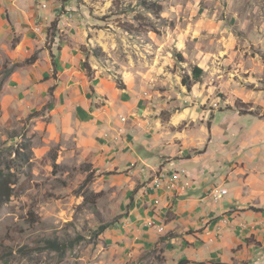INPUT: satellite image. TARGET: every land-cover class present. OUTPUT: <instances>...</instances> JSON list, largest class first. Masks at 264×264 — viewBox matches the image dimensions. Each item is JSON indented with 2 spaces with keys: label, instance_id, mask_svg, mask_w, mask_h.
Here are the masks:
<instances>
[{
  "label": "crops",
  "instance_id": "0c3cea01",
  "mask_svg": "<svg viewBox=\"0 0 264 264\" xmlns=\"http://www.w3.org/2000/svg\"><path fill=\"white\" fill-rule=\"evenodd\" d=\"M60 10L54 0H0V76L16 65L2 79L0 121L21 119L36 155L92 166L118 218L101 234L100 252L112 256L101 264L150 251L161 264H264L262 77L217 75L222 96L204 77L182 115L163 116L141 87H119L87 59L81 39L47 33L53 21L60 28ZM159 172L174 173L177 189L155 188ZM214 187L227 190L217 201Z\"/></svg>",
  "mask_w": 264,
  "mask_h": 264
},
{
  "label": "rangeland",
  "instance_id": "374dc122",
  "mask_svg": "<svg viewBox=\"0 0 264 264\" xmlns=\"http://www.w3.org/2000/svg\"><path fill=\"white\" fill-rule=\"evenodd\" d=\"M54 1L62 7L63 31L56 24L47 33L81 39L87 59L112 73L117 83L141 87L162 103L163 116L182 115V99L186 105L191 92L182 79L194 66L208 71L199 81H211L220 96L217 75L242 79L252 73L264 81V0ZM236 72L240 77L233 76ZM20 121H0V148L21 140L15 135L28 128ZM14 172L13 195L0 205V264H101L112 257L100 252L101 234L118 218L111 215L113 201L88 162L32 151L29 168ZM44 239L69 247L59 253ZM161 262L150 251L133 264Z\"/></svg>",
  "mask_w": 264,
  "mask_h": 264
},
{
  "label": "trees",
  "instance_id": "16d2710c",
  "mask_svg": "<svg viewBox=\"0 0 264 264\" xmlns=\"http://www.w3.org/2000/svg\"><path fill=\"white\" fill-rule=\"evenodd\" d=\"M56 28V22L53 21L50 24V29L54 31ZM176 59L182 61L180 54H176ZM35 60V57H31L26 60L28 63H32ZM4 69L3 76H6L12 68ZM86 68H88L87 63H85ZM203 73V70L197 66L192 67L191 75H185L182 79V84L185 85L188 89L191 87L192 83H197ZM118 85L121 88H124L123 83L118 81ZM234 107L238 108L241 113H249L246 109L245 104H242L240 101L236 100ZM39 113L35 112L29 115V117L37 116ZM21 137V140L10 146L5 147L6 149L0 148V205L5 204L11 198L14 192V186L18 182V177L14 170L19 171V168H29L31 162L32 149L30 145V139L25 133H19L15 135ZM108 225L103 226V230L106 229ZM77 241V240H76ZM74 241V242H76ZM46 242V247L51 250L57 251L59 253H64L66 248L69 247L66 243H62L56 239H44ZM188 261H181L179 264H186ZM221 264V263H215Z\"/></svg>",
  "mask_w": 264,
  "mask_h": 264
},
{
  "label": "built area",
  "instance_id": "2783aa9c",
  "mask_svg": "<svg viewBox=\"0 0 264 264\" xmlns=\"http://www.w3.org/2000/svg\"><path fill=\"white\" fill-rule=\"evenodd\" d=\"M152 183L155 188H162L168 191H174L178 187L175 181V174L169 172H159V174L154 177ZM180 187L182 188V186ZM226 192V188L214 187L210 191V195L214 201H217L221 199Z\"/></svg>",
  "mask_w": 264,
  "mask_h": 264
}]
</instances>
